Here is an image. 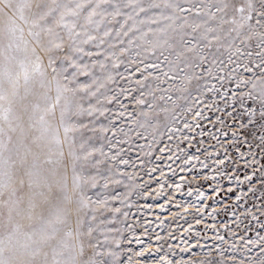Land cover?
Segmentation results:
<instances>
[{"label": "snow or ice", "instance_id": "6c2138e0", "mask_svg": "<svg viewBox=\"0 0 264 264\" xmlns=\"http://www.w3.org/2000/svg\"><path fill=\"white\" fill-rule=\"evenodd\" d=\"M0 264H264V0H0Z\"/></svg>", "mask_w": 264, "mask_h": 264}, {"label": "rangeland", "instance_id": "374dc122", "mask_svg": "<svg viewBox=\"0 0 264 264\" xmlns=\"http://www.w3.org/2000/svg\"><path fill=\"white\" fill-rule=\"evenodd\" d=\"M133 158H135V154H133ZM129 171H131V169H129ZM157 175H158V174H157ZM146 178H147V177H145V179H146ZM153 187H155V185H153ZM176 199H177V200H180V199H181V197H180L179 194H176ZM185 199H188V200L190 201L192 198H185ZM140 203L143 204L144 201H140ZM148 203H152V201L149 200ZM158 203H164V200L161 199L160 201H158ZM154 207H155V208H154L152 214H147V213L145 214V215H147V218H148V219H150V220H152V221H154V222L157 220V216H159L160 219L165 220V222L167 223V222L171 221V212L178 211V209H176L174 206L172 207L171 212H168V211L161 212V211L159 210V206H154ZM190 211H191V210H190ZM132 213L135 214V208L132 209ZM206 222H207V223H212L211 220H208V221H206ZM179 223H180L181 225H183V227H187V225L184 224L183 221H180ZM154 226H155V225H154ZM176 227H177L176 224L173 223V224H172V229H173L174 231L176 230ZM197 227L202 229L203 226L200 225V226H197ZM157 231H160V229L157 228ZM179 231L182 233V232H183V228H181ZM161 235H164V233L161 232ZM208 235H209V236H212V235H214V233L209 232ZM173 243H175V241H173ZM202 243H208V244H211V240H208V241H202ZM195 251L199 254L201 250H200V249H195Z\"/></svg>", "mask_w": 264, "mask_h": 264}]
</instances>
